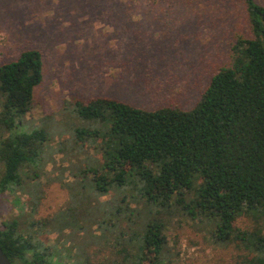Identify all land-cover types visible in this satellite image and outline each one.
<instances>
[{
  "label": "trees",
  "instance_id": "16d2710c",
  "mask_svg": "<svg viewBox=\"0 0 264 264\" xmlns=\"http://www.w3.org/2000/svg\"><path fill=\"white\" fill-rule=\"evenodd\" d=\"M243 2L251 36H236L192 107L71 97L80 125L67 153L85 155L67 202L38 217L49 136L25 123L43 54L31 47L0 64V195L18 209L0 220V247L12 264H178V230L196 223L247 251L236 264H264V6ZM241 216L253 221L239 227Z\"/></svg>",
  "mask_w": 264,
  "mask_h": 264
},
{
  "label": "rangeland",
  "instance_id": "374dc122",
  "mask_svg": "<svg viewBox=\"0 0 264 264\" xmlns=\"http://www.w3.org/2000/svg\"><path fill=\"white\" fill-rule=\"evenodd\" d=\"M256 1L264 6V0ZM239 34L251 36L243 0H0V64L31 47L43 54V79L25 123L26 129L41 127L49 136L40 173L46 196L36 216L67 202L71 166L85 155L67 153L80 125L67 112L71 97L188 109L213 72L228 63ZM59 145L63 150L54 152ZM16 194L29 210L28 195ZM13 196L0 195V220L18 215ZM251 221L241 216L238 225ZM203 225L178 230V264H236L246 254L237 243L208 239Z\"/></svg>",
  "mask_w": 264,
  "mask_h": 264
},
{
  "label": "water",
  "instance_id": "95a60500",
  "mask_svg": "<svg viewBox=\"0 0 264 264\" xmlns=\"http://www.w3.org/2000/svg\"><path fill=\"white\" fill-rule=\"evenodd\" d=\"M0 264H12L11 261L6 256V254L3 252L1 247H0Z\"/></svg>",
  "mask_w": 264,
  "mask_h": 264
}]
</instances>
